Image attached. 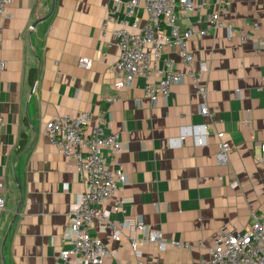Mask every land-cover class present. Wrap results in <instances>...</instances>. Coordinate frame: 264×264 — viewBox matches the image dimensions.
<instances>
[{
	"label": "crops",
	"instance_id": "1",
	"mask_svg": "<svg viewBox=\"0 0 264 264\" xmlns=\"http://www.w3.org/2000/svg\"><path fill=\"white\" fill-rule=\"evenodd\" d=\"M113 1L11 0L6 10L0 48L6 62L0 73V181L6 199L0 210V264H58L60 252L70 248L62 235L85 183L75 160L46 136L47 122L58 116L88 113L90 126L120 134L124 151L113 157L105 149L103 155L105 166H120L128 183L119 184L105 206L130 198L126 214L161 231L168 242L185 244L165 250L146 245L137 258L129 230L119 240L108 231L100 235L113 251L108 264H201L222 229L247 230L264 206V164L256 157L264 142V50L237 36L228 39L224 29L193 36L195 60L208 64L206 103L217 110L215 117L200 113L205 100L188 81L175 84L167 100L152 102L141 76L130 87L113 86L120 58L113 30L124 20L140 27L148 20L144 0L132 8L127 5L132 0H121L114 10ZM220 3L197 0L189 19L180 17L181 30L189 23L198 30L208 27ZM226 7L224 20L264 37V0H226ZM112 11L115 22L103 35L102 23ZM253 22L260 25L257 31ZM81 57L93 66L82 68ZM163 57L185 70L175 48ZM202 125L207 142L200 145ZM184 130L181 144L171 146ZM22 139L26 145L18 152ZM223 142L231 147L227 162L219 158ZM124 216L112 213L111 219Z\"/></svg>",
	"mask_w": 264,
	"mask_h": 264
},
{
	"label": "built area",
	"instance_id": "2",
	"mask_svg": "<svg viewBox=\"0 0 264 264\" xmlns=\"http://www.w3.org/2000/svg\"><path fill=\"white\" fill-rule=\"evenodd\" d=\"M11 0H0V48L3 41L2 21ZM121 0H114V8ZM197 0H144L148 12V20L143 27L138 23L130 24L124 20L113 30V36L120 50L119 61L115 65L116 80L114 88L121 89L132 86L135 78L141 76L145 80L144 93L152 102L167 100L172 87L188 81L194 91L202 96L205 102L200 108L203 116L214 118L216 109L206 103L207 87L204 75L208 64L196 61L189 47V39L193 36H207L212 30L224 29L228 39L237 36L241 41H252L256 51L264 50V37L237 28L222 18L227 10L226 0H220V7L208 18L209 26L196 29L189 23L181 30L180 17L189 19L190 13L196 9ZM139 0L127 2L132 8ZM113 11L102 23L103 35L110 24L115 22ZM131 15V10L128 11ZM254 31L260 27L258 22L250 24ZM169 48H175L185 70L174 67L173 61L163 59ZM163 62V65L160 63ZM82 68L90 69L93 61L87 57L79 59ZM6 62L0 57V73L5 69ZM91 116L82 113L76 116L63 115L47 122L45 133L50 143L58 148L66 157L75 160V170L85 183L84 191L72 204L69 213V224L62 235V240L70 244V248L60 252L58 264H108L106 261L113 256L112 249L100 237L110 231L114 240H119L123 230H129L130 247L137 258L143 256L146 245H155L160 250L168 246L180 247L185 244L168 242L161 231L147 225L141 218L128 215L126 205L130 198H119L111 208L106 202L118 191L119 184H127L128 176L119 166L110 169L105 166L104 150L108 149L113 157L121 154L125 147L118 132L106 133L101 124L90 126ZM243 126L249 127V119L243 120ZM4 121L0 115V134ZM202 135L198 144L207 142V131L204 125L199 126ZM192 132V130H189ZM186 130L177 138L170 140L171 146H178L186 136ZM231 147L228 143L220 144L219 158L228 161ZM256 157L264 164V142L259 144ZM236 185V183H233ZM0 181V210L6 208ZM121 212L124 218L118 222L111 219L112 213ZM209 257L201 264H264V206L253 217V223L247 230L222 229L208 248ZM137 264H141L140 261Z\"/></svg>",
	"mask_w": 264,
	"mask_h": 264
},
{
	"label": "water",
	"instance_id": "3",
	"mask_svg": "<svg viewBox=\"0 0 264 264\" xmlns=\"http://www.w3.org/2000/svg\"><path fill=\"white\" fill-rule=\"evenodd\" d=\"M53 5H54V1H53ZM51 14H52V11H51L50 14H49L48 16H46L44 19H46L47 17H49ZM37 23H38V22H35V23L33 24V27H35ZM17 213H18V212H17ZM12 223H13V221H12V222L10 223V225H9L8 232H9L11 226H12ZM8 232H7V234H6L4 240L2 241V244H1V252H2V256H3L4 246H5V243H6V239H7V236H8ZM2 262H3V264H5V263H4V260H3Z\"/></svg>",
	"mask_w": 264,
	"mask_h": 264
},
{
	"label": "trees",
	"instance_id": "4",
	"mask_svg": "<svg viewBox=\"0 0 264 264\" xmlns=\"http://www.w3.org/2000/svg\"><path fill=\"white\" fill-rule=\"evenodd\" d=\"M25 145H26V142H25L24 139H22L21 142H20V148H19L18 152H20L21 150H23V148L25 147Z\"/></svg>",
	"mask_w": 264,
	"mask_h": 264
}]
</instances>
